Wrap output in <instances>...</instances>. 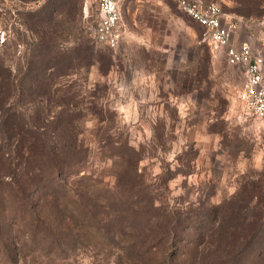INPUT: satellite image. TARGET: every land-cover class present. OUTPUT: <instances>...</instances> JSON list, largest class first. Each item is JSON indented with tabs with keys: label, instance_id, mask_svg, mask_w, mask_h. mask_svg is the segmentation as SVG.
I'll return each instance as SVG.
<instances>
[{
	"label": "rangeland",
	"instance_id": "1",
	"mask_svg": "<svg viewBox=\"0 0 264 264\" xmlns=\"http://www.w3.org/2000/svg\"><path fill=\"white\" fill-rule=\"evenodd\" d=\"M207 1L237 24L235 44L262 49L264 0ZM120 8L122 38L111 49L93 38L97 0H0V56L12 75L26 73L20 61L38 43L35 28L57 43L66 58L55 71L61 74L55 97L67 95L87 111L80 140L91 152L89 170L104 181L99 190L114 184L109 156L116 150L104 137L127 140L143 154L140 170L157 205L183 211L222 203L264 167V126L243 113L239 97L244 68L228 65L224 49L211 44L205 28L175 0H124ZM80 45L107 58L89 67L85 59L79 63ZM29 98L10 100L24 103L27 119L35 122ZM39 101L51 107L49 120L60 109L55 100L47 106L45 96ZM14 235L21 242L24 233ZM105 236L81 235L62 254L32 240L16 264H129L135 237ZM0 264L9 263L0 256Z\"/></svg>",
	"mask_w": 264,
	"mask_h": 264
},
{
	"label": "trees",
	"instance_id": "2",
	"mask_svg": "<svg viewBox=\"0 0 264 264\" xmlns=\"http://www.w3.org/2000/svg\"><path fill=\"white\" fill-rule=\"evenodd\" d=\"M35 32L38 43L20 61L26 73L12 75L0 56L2 259L16 264L32 240L47 252L62 254L81 235L105 241L108 234L110 239L135 237L126 253L129 264H264V167L257 179H244L218 205L170 210L152 196L139 166L143 154L127 140L103 137L116 150L109 156L114 184L99 190L104 181L89 170L91 152L80 140L87 111L67 95L55 97L61 92L59 86L54 89L61 75L55 71L66 57L46 38L48 31ZM76 57L88 67L107 58L86 45L79 46ZM28 93L35 122L27 119L24 103L15 102ZM44 96L47 106L55 100L60 108L50 120L45 116L51 107L39 101ZM91 112L97 115L93 108ZM19 230L24 233L21 242L14 240Z\"/></svg>",
	"mask_w": 264,
	"mask_h": 264
},
{
	"label": "built area",
	"instance_id": "3",
	"mask_svg": "<svg viewBox=\"0 0 264 264\" xmlns=\"http://www.w3.org/2000/svg\"><path fill=\"white\" fill-rule=\"evenodd\" d=\"M99 24L94 30L98 43L117 48L122 38V13L124 0H97ZM179 7L205 28L209 42L223 48L230 66L244 68V81L239 97L243 113L264 126V43L256 49L249 42L234 43L238 30L235 21H227L217 3L207 0H175Z\"/></svg>",
	"mask_w": 264,
	"mask_h": 264
},
{
	"label": "crops",
	"instance_id": "4",
	"mask_svg": "<svg viewBox=\"0 0 264 264\" xmlns=\"http://www.w3.org/2000/svg\"><path fill=\"white\" fill-rule=\"evenodd\" d=\"M209 2V1H208ZM263 8H264V6H262ZM225 14V13H224ZM226 15V14H225ZM228 16L226 15V18H227ZM249 43H251V42H249Z\"/></svg>",
	"mask_w": 264,
	"mask_h": 264
}]
</instances>
